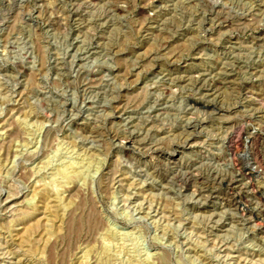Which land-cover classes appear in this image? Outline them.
I'll use <instances>...</instances> for the list:
<instances>
[{"label": "rangeland", "instance_id": "1", "mask_svg": "<svg viewBox=\"0 0 264 264\" xmlns=\"http://www.w3.org/2000/svg\"><path fill=\"white\" fill-rule=\"evenodd\" d=\"M0 264H264V0H0Z\"/></svg>", "mask_w": 264, "mask_h": 264}, {"label": "bare ground", "instance_id": "2", "mask_svg": "<svg viewBox=\"0 0 264 264\" xmlns=\"http://www.w3.org/2000/svg\"><path fill=\"white\" fill-rule=\"evenodd\" d=\"M253 169H254V166H253Z\"/></svg>", "mask_w": 264, "mask_h": 264}]
</instances>
